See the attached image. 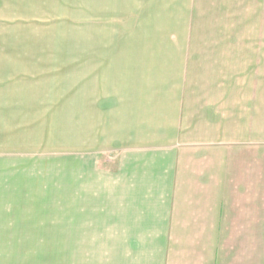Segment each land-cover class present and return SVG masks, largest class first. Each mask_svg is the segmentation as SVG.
Wrapping results in <instances>:
<instances>
[{
    "label": "crops",
    "instance_id": "1",
    "mask_svg": "<svg viewBox=\"0 0 264 264\" xmlns=\"http://www.w3.org/2000/svg\"><path fill=\"white\" fill-rule=\"evenodd\" d=\"M128 1L153 40L87 114L77 241L106 248L85 258L264 264V0ZM11 67L0 62V158L22 171L34 107Z\"/></svg>",
    "mask_w": 264,
    "mask_h": 264
},
{
    "label": "rangeland",
    "instance_id": "2",
    "mask_svg": "<svg viewBox=\"0 0 264 264\" xmlns=\"http://www.w3.org/2000/svg\"><path fill=\"white\" fill-rule=\"evenodd\" d=\"M138 6L0 0V62L16 67L8 68L19 74L12 85L34 107L35 145L22 171L0 156V264H91L96 259L86 255L104 252V242L77 241L85 229L79 189L89 170L87 114L107 94V79L121 75L123 57H141L153 40L138 25Z\"/></svg>",
    "mask_w": 264,
    "mask_h": 264
}]
</instances>
